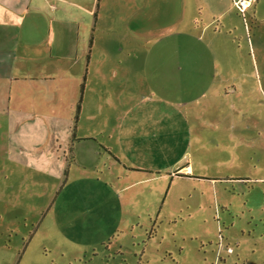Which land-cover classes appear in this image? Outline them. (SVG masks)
Listing matches in <instances>:
<instances>
[{
  "label": "crops",
  "instance_id": "1",
  "mask_svg": "<svg viewBox=\"0 0 264 264\" xmlns=\"http://www.w3.org/2000/svg\"><path fill=\"white\" fill-rule=\"evenodd\" d=\"M100 1L0 0L2 180L7 182L17 167L26 168L34 170V182L51 178L58 191L73 177H87L98 165L102 145L97 134L87 130L68 143L74 109L78 121H96L104 101L115 104L122 118L126 115L127 137H151L148 146L157 152L174 147L169 129H154L157 122H185L177 126L189 138L179 134L176 147L187 155L182 165L171 167L170 177L219 178L208 173L205 157L224 162L232 147L222 125L227 116L222 108L235 90L230 74H239V68L232 70L227 39L211 26L215 21L224 26L222 18L235 10L232 0H127V16L115 20L102 18ZM168 12L171 24L165 23ZM118 41L125 45L114 44ZM113 91L116 96L110 98ZM58 104L61 110L55 108ZM139 122L144 129L139 130ZM54 131L57 136L65 133L62 154L58 145H42ZM33 136L40 139L35 143ZM155 136L165 139L154 144ZM128 168L160 175L149 166ZM117 179L123 177L118 174ZM53 190L47 209L55 202Z\"/></svg>",
  "mask_w": 264,
  "mask_h": 264
},
{
  "label": "rangeland",
  "instance_id": "2",
  "mask_svg": "<svg viewBox=\"0 0 264 264\" xmlns=\"http://www.w3.org/2000/svg\"><path fill=\"white\" fill-rule=\"evenodd\" d=\"M100 3L104 20L127 16V0ZM169 17L165 23L171 24ZM222 21L224 26L215 21L211 27L227 39L229 64L239 74H230L235 90L222 108L230 152L224 162L205 157L208 173L220 177H170L171 167L187 155L176 147L180 135L189 138L177 126L185 122H157L154 129H169L174 145L171 152H157L151 137H127L126 115L115 104L100 103L96 121H78L75 107L68 143L81 131L96 133L98 165L58 191L51 178L34 182V170L17 167L7 182L0 172V264H264V0H254L242 15L232 10ZM138 128L144 129L142 123ZM154 139L158 144L165 136ZM64 140L65 133L54 131L42 145H58L62 154ZM120 159L125 164L117 166ZM190 162L195 166L196 158ZM131 163L160 175L128 171ZM54 187L55 202L47 209Z\"/></svg>",
  "mask_w": 264,
  "mask_h": 264
},
{
  "label": "built area",
  "instance_id": "3",
  "mask_svg": "<svg viewBox=\"0 0 264 264\" xmlns=\"http://www.w3.org/2000/svg\"><path fill=\"white\" fill-rule=\"evenodd\" d=\"M254 0H232V4L237 13L243 14L252 5Z\"/></svg>",
  "mask_w": 264,
  "mask_h": 264
},
{
  "label": "trees",
  "instance_id": "4",
  "mask_svg": "<svg viewBox=\"0 0 264 264\" xmlns=\"http://www.w3.org/2000/svg\"><path fill=\"white\" fill-rule=\"evenodd\" d=\"M78 108V107H77ZM151 235H153V232L151 233Z\"/></svg>",
  "mask_w": 264,
  "mask_h": 264
}]
</instances>
